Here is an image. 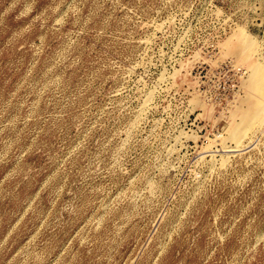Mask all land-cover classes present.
<instances>
[{
    "label": "rangeland",
    "instance_id": "obj_1",
    "mask_svg": "<svg viewBox=\"0 0 264 264\" xmlns=\"http://www.w3.org/2000/svg\"><path fill=\"white\" fill-rule=\"evenodd\" d=\"M259 63L264 0H0V264H264Z\"/></svg>",
    "mask_w": 264,
    "mask_h": 264
},
{
    "label": "bare ground",
    "instance_id": "obj_2",
    "mask_svg": "<svg viewBox=\"0 0 264 264\" xmlns=\"http://www.w3.org/2000/svg\"><path fill=\"white\" fill-rule=\"evenodd\" d=\"M243 36L245 37L243 31H238L236 34L237 38ZM242 49L243 52L249 53L250 59H253L252 43L245 42ZM248 81L249 90H251L253 96L252 108L248 111L249 113L247 112V114L241 116L243 121L240 126H230L227 130L231 140H234L237 144H240L246 138L254 126L260 128L264 124V66L262 64H255ZM229 153V150H223V155Z\"/></svg>",
    "mask_w": 264,
    "mask_h": 264
}]
</instances>
